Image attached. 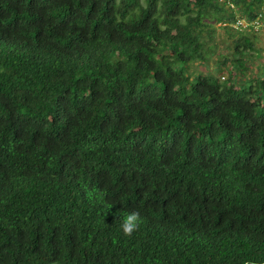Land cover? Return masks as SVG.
Segmentation results:
<instances>
[{"label":"trees","instance_id":"obj_1","mask_svg":"<svg viewBox=\"0 0 264 264\" xmlns=\"http://www.w3.org/2000/svg\"><path fill=\"white\" fill-rule=\"evenodd\" d=\"M233 1L0 0V264H264V66L230 25L264 0ZM218 23L230 66L190 69Z\"/></svg>","mask_w":264,"mask_h":264},{"label":"rangeland","instance_id":"obj_2","mask_svg":"<svg viewBox=\"0 0 264 264\" xmlns=\"http://www.w3.org/2000/svg\"><path fill=\"white\" fill-rule=\"evenodd\" d=\"M220 23L217 24L216 32L213 40L209 42L212 44L211 49L208 51V59L204 64L191 63L190 69H195V71L202 72H215L216 65L220 58L226 57V66H230V60L233 59V43L232 36L226 33V30L218 27ZM251 32V31H248ZM251 34V33H250ZM254 37V49L245 51L244 58L247 64V71L245 72V77H252L257 67L264 66V31H258L251 34ZM254 69V70H253Z\"/></svg>","mask_w":264,"mask_h":264},{"label":"built area","instance_id":"obj_3","mask_svg":"<svg viewBox=\"0 0 264 264\" xmlns=\"http://www.w3.org/2000/svg\"><path fill=\"white\" fill-rule=\"evenodd\" d=\"M226 4L230 8H235V2L233 0H225ZM225 25L226 23H222ZM230 25L241 31L258 32L264 31V8L256 11L254 15L250 17H241L236 15L235 19Z\"/></svg>","mask_w":264,"mask_h":264},{"label":"clouds","instance_id":"obj_4","mask_svg":"<svg viewBox=\"0 0 264 264\" xmlns=\"http://www.w3.org/2000/svg\"><path fill=\"white\" fill-rule=\"evenodd\" d=\"M140 216L136 211L126 214L120 228L125 236H131L139 227Z\"/></svg>","mask_w":264,"mask_h":264}]
</instances>
